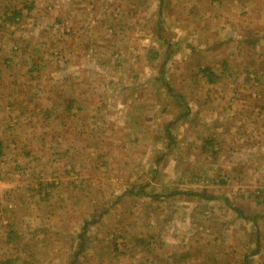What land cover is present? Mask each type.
Wrapping results in <instances>:
<instances>
[{
  "label": "crops",
  "instance_id": "1",
  "mask_svg": "<svg viewBox=\"0 0 264 264\" xmlns=\"http://www.w3.org/2000/svg\"><path fill=\"white\" fill-rule=\"evenodd\" d=\"M204 1L210 3L206 2V7L217 12L208 15L213 18L209 24L193 29L195 21L191 12L194 7L204 8ZM2 2L6 3L0 0V10L4 9L0 28L9 26V41L25 42L27 54H24L39 68L53 65L58 57H61L60 65L73 60L70 65L77 69V94L72 93L74 98L70 97L65 105L68 111L77 107V124L80 123L77 131L82 128L95 141L97 134L89 127L99 120L112 122L107 123L102 134L105 139L99 147L102 154L113 153L119 146V136L124 137L121 148H127L122 149L119 169L124 173L122 178L128 171L132 179L125 183L107 181L103 191L106 200L108 196L113 199L110 195L113 190L109 189L116 184L119 188L116 200L124 202L129 198L134 213L125 209L124 204L115 208L116 213L97 216L80 213L77 221L83 227L77 232V247L82 250L89 247L91 241L87 238L92 234L95 240L98 236L103 238L100 246L106 250L127 251L135 246L139 259L132 256L125 264H264V192H258L264 187V31L257 24L264 23V3L260 0H9L3 5ZM232 9L233 19L224 11ZM247 14L249 20L238 19ZM16 18L20 21L16 22ZM193 30L197 31L192 41L189 33ZM0 34L6 36L3 31ZM175 34L174 39L170 38ZM195 43L196 52L206 59L212 58V64L206 63L211 68L200 66L196 71L188 63L184 67L179 60L175 62L176 71L169 72L171 80L162 82L161 58L171 57L172 48L180 46L178 58L181 49ZM131 52L141 58L149 55L144 62L152 59L159 66L140 70L133 64L135 58H129ZM108 58L111 61L107 65ZM251 72L257 81L250 77ZM145 73L146 80L142 77ZM240 74H244L243 79L232 78ZM97 75L100 80L95 82ZM119 75L126 81L111 80ZM200 75L210 93L199 98L186 96L187 89L202 86L203 83H197ZM61 88L55 82L39 88L52 95L46 107L63 106L65 100L56 97ZM214 90H219L220 96L213 97ZM7 104L14 107L16 103L10 99ZM50 115L46 109L43 118L50 120ZM61 118L63 114H59L58 121ZM60 126L64 127L62 121ZM83 131L77 136L79 150L86 138ZM134 142L142 146L139 156L143 157L139 161L130 157L129 148ZM0 147H3L1 141ZM112 163V160L105 163L107 171L113 167ZM86 166L85 170L96 168L94 164ZM91 173L88 178L77 180V193H82L85 186L99 187ZM33 182L25 192L27 189L35 195L33 208L42 213L38 208L46 205L43 202L49 194L45 187L49 186H41V191ZM141 184L143 188H133ZM17 187L18 183L11 188ZM20 195L22 198L24 193ZM111 211V207L106 210ZM101 215L110 226L103 225L88 233L87 228ZM7 216L14 217V213H0V226L4 228L0 229V243L4 239L3 244L15 248L18 257L17 251L25 247L19 246L20 241L15 242L20 237ZM120 218L122 222L123 218L128 219V223L115 225ZM13 231L15 237L11 235ZM43 231L48 235L51 230ZM9 236L14 240L9 242Z\"/></svg>",
  "mask_w": 264,
  "mask_h": 264
},
{
  "label": "rangeland",
  "instance_id": "2",
  "mask_svg": "<svg viewBox=\"0 0 264 264\" xmlns=\"http://www.w3.org/2000/svg\"><path fill=\"white\" fill-rule=\"evenodd\" d=\"M4 2L6 3L2 2V4L6 5L9 0H4ZM206 2L205 4L203 3L205 5L204 8L198 7V10H196L194 7L193 13L191 12L192 18L195 21L193 29H198L201 25L209 24L210 20L213 19L212 13L217 12L209 8V6L206 7V5L210 4ZM260 2L262 4L264 0H260ZM191 9L192 8H190V10ZM228 9L231 8L228 7ZM21 10L24 9L22 8ZM180 10L181 6H179L178 10L179 15H181ZM224 11L229 14L227 16L228 18L233 19L235 17V11L233 9ZM3 12L4 9H1V16ZM209 14L212 16H208ZM9 15H12V13ZM243 17L248 18L249 15L238 17V19ZM15 21L19 22L20 18H16ZM6 22L9 23V21ZM257 24L260 30L264 31V23L260 21ZM7 26L5 25L6 28L3 26L0 28L1 31L6 33V36L3 37L0 34V70L2 68L4 69L2 78H0V84L2 85L0 87V141L3 145L2 149H0V213H3V215L4 213H14V217H7L15 224L17 234L20 237V239L15 242L18 243L20 241L19 246L25 248L21 251H17L20 253L17 257L15 256V248L8 246L6 243L3 244V241H5L3 239L0 243V261L2 262V260L11 258V256H13V259L17 257V264H125L127 259H132V256L133 259H139L137 255H135L137 251L135 250V246V249L132 247V249H127V251L123 249L119 252L106 250L105 247L100 246V241L104 243L103 238L98 236V239L95 240V236L92 234L91 236L89 234L87 238L88 242L89 240L91 241L89 247L83 250L78 248L79 246L77 247V232L83 227V224L77 221V215L80 213H95L96 216L99 213H114L115 208L122 207L123 204L125 209H129L134 213V210H132L133 204L131 201L127 200L129 198L124 202L123 200H116V191L119 190L116 184H113V186L111 185L112 189H109V191L113 190L110 194L113 199L108 196L106 200V195L103 191L105 190L103 187L107 185L105 184L107 181L112 183H122L123 181L125 183L129 179H132L128 171L125 172V176L122 178L121 174L124 175V173L119 169L122 149L127 148L125 146L121 148L122 142L124 143V137L119 136L121 137L117 140L119 146L114 149L113 153L102 154L99 148L105 142V139H102V134L106 132V127H108L106 126L107 123L112 122L106 123V121L96 120L97 122H94L93 126L89 127L93 129L92 132L94 131V133L97 134V136L94 137L96 142L91 139L82 128L80 129L81 131H77V127L80 126L79 122L77 124V114L79 113H77V107H73L68 111L65 105L70 97L74 98L75 95H71L72 93L77 94V69L74 68L75 66L70 65L73 60H67L64 62L65 64L60 65L61 57H58L53 60V65L47 64L39 68L38 64H35L28 55H25L27 54L25 51L27 49L24 41L20 40L18 44L15 43L14 40L9 41V30H7ZM193 31L194 32L189 33L192 41L195 38L193 36H196L195 32L197 30ZM167 33L170 32L167 31ZM19 36L20 35H18V37ZM175 37L176 34L175 36L172 35L170 38L174 39ZM183 43L184 42H182V46L184 47L185 43ZM186 45H192V43L186 42ZM179 47L180 46H178V48H172L173 55L171 57L163 56L160 60L162 62L163 72L161 73L162 82L171 80L169 72L173 69L176 71L177 64L175 62L179 60L184 67H186L185 65L188 63L187 66L191 65L196 71H199L200 66H202V68L210 67L206 63H213L211 60L212 58L209 57L206 59L203 54L194 50V48L197 47L196 43L195 46L186 48L188 52H185L186 49H181L180 54L183 56L178 55L177 58L176 54ZM233 51L236 53V49H233ZM20 53L21 55H18ZM131 54L129 58H135L133 64L140 67V70L150 66H159L158 62L155 63L152 59H148L146 63L144 62L149 55L141 58L136 52H131ZM110 61L111 60L108 58L105 64L108 65ZM123 65H126L125 67L127 68L129 67L128 63H124ZM29 71H32V73ZM152 73L156 75V72L152 71ZM175 73L176 72L173 74ZM249 75L252 79H255L254 72H251ZM201 76L202 75L199 76L197 83H203L202 86H194L191 87V89H187L186 96L199 98L207 96V93H210L211 90L206 91L205 88L207 83L200 80ZM142 77H145L146 80L148 74L145 73V76L142 75ZM243 77L244 74L232 76L233 79L236 78L238 80L243 79ZM99 80V75H97L93 81L96 82ZM111 80L122 83L126 81V78L119 75L118 78ZM183 80L185 79L183 78ZM257 80L255 79V81ZM54 82L62 87L60 93L56 92V97H62L65 101L63 106L55 104L46 107L52 95L48 96V92L45 93L39 90V88ZM219 93V90H214L212 91V96L218 97L220 96ZM10 99H12V102L16 103L14 107L8 106L7 101ZM22 101L24 102L23 104ZM46 109L51 112L50 120L43 118V113ZM83 110L84 108H82V111ZM59 114H63V118H61L60 121L57 119ZM52 115H55L56 118L52 119ZM61 121L64 127L60 126ZM109 127L111 126L109 125ZM82 131L86 138H83L81 141L84 146H79L80 151L77 148V136L78 134H82ZM119 131L120 130L117 132ZM134 144L135 145L129 148L130 157L135 158V161H139V159L143 157L139 156L140 153L142 154V146L136 142H134ZM105 146H107V144H104V147ZM111 160L113 161L111 164L113 167L110 166V169L107 171V164L105 163L109 164ZM87 163H89V165H96V168L85 170L84 168H87ZM132 164L138 165L137 162ZM104 167L106 170H100ZM90 171H92L91 175H94L96 182H98V184L100 183L99 187L96 189V187L91 185L92 189H90L88 186H85L82 193H77V180L80 177L88 178ZM144 181L145 180H143V182ZM32 182L35 183L38 190L41 191L44 185L49 186L48 188L45 187L49 194L48 200L43 202V205H46L42 208H38V210L41 209L42 213H37L36 209L34 210L35 207L33 208L35 195H31V191L27 189L25 192L27 185H30ZM17 183V188H11L13 185H17ZM71 183H74L75 186L71 185ZM41 186L43 187L41 188ZM142 186V184L136 185L133 188L139 189V187L141 188ZM71 191L72 194H69ZM22 192L24 196L20 198ZM93 200H96V202H93ZM112 201L113 204L111 205L110 203ZM109 207H111L113 211L106 212ZM53 211L55 212L52 213ZM125 218H123V221L125 220L124 222L121 221V218L116 219L114 224L125 226V224L128 223V219ZM0 223H2V219H0ZM42 225H44V229H50L52 233L51 231L48 235L44 233V229L41 228ZM58 225L60 226L59 233L56 232ZM103 225L110 226L108 224V219L105 218L104 215L100 217L94 225L87 228L86 231L90 233L95 228H100ZM0 229L3 231V226H0ZM64 230L65 233L63 234ZM39 233L42 235L38 236ZM95 241L98 244H96ZM116 242L119 243V241ZM91 245L93 246L91 247ZM113 254L114 257L112 256ZM95 256H98L99 259L97 260ZM99 261H101V263H99Z\"/></svg>",
  "mask_w": 264,
  "mask_h": 264
},
{
  "label": "trees",
  "instance_id": "3",
  "mask_svg": "<svg viewBox=\"0 0 264 264\" xmlns=\"http://www.w3.org/2000/svg\"><path fill=\"white\" fill-rule=\"evenodd\" d=\"M14 15V14H13ZM8 16V15H7ZM8 19H12V16L10 17V16H8ZM203 70V69H202ZM203 71H205V70H203ZM208 77H209V80L210 81H213L212 80V78H211V76L210 75H207ZM13 237H15V233H14V231L12 232V234H11ZM12 236H9L8 237V241L9 242H11V241H13L14 240V238L12 237ZM17 262V259H12V258H8V259H5V260H2V263L1 264H14V262Z\"/></svg>",
  "mask_w": 264,
  "mask_h": 264
},
{
  "label": "built area",
  "instance_id": "4",
  "mask_svg": "<svg viewBox=\"0 0 264 264\" xmlns=\"http://www.w3.org/2000/svg\"><path fill=\"white\" fill-rule=\"evenodd\" d=\"M264 192V187H262V188H259V191L258 192Z\"/></svg>",
  "mask_w": 264,
  "mask_h": 264
}]
</instances>
